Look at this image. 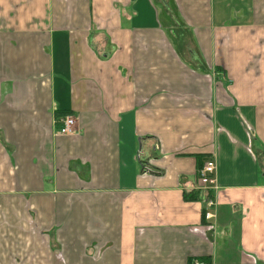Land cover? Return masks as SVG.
Returning a JSON list of instances; mask_svg holds the SVG:
<instances>
[{
  "label": "crops",
  "instance_id": "0c3cea01",
  "mask_svg": "<svg viewBox=\"0 0 264 264\" xmlns=\"http://www.w3.org/2000/svg\"><path fill=\"white\" fill-rule=\"evenodd\" d=\"M194 261L264 264V0H0V264Z\"/></svg>",
  "mask_w": 264,
  "mask_h": 264
},
{
  "label": "built area",
  "instance_id": "2783aa9c",
  "mask_svg": "<svg viewBox=\"0 0 264 264\" xmlns=\"http://www.w3.org/2000/svg\"><path fill=\"white\" fill-rule=\"evenodd\" d=\"M62 127L59 130L60 134H75L77 133V118L74 115H66L62 119ZM216 163L214 161H208L199 169L198 182L199 185L207 190H218V183L215 177ZM217 201L215 197H208L207 206L209 209L216 207ZM213 212L206 211V218H212ZM192 264H206L199 261H194Z\"/></svg>",
  "mask_w": 264,
  "mask_h": 264
}]
</instances>
